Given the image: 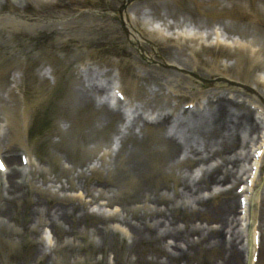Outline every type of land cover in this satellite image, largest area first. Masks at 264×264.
Wrapping results in <instances>:
<instances>
[{
	"label": "bare ground",
	"instance_id": "obj_1",
	"mask_svg": "<svg viewBox=\"0 0 264 264\" xmlns=\"http://www.w3.org/2000/svg\"><path fill=\"white\" fill-rule=\"evenodd\" d=\"M77 2L0 0V33L13 35L10 59L20 71L12 80L15 89L25 98L22 87L27 83V67L20 60L30 65L40 58L47 61L50 69L45 74L53 77L50 83L44 69L37 72L32 85L35 95L25 98L20 116L13 105L11 110L0 109V154L8 163L7 172L0 173L1 232L15 237V242L27 241L36 264H55L60 251L67 256L83 254L84 243L105 253L115 251L122 242H126L125 258L136 264H144L148 257L146 264H153L154 256L155 264H254L253 256L264 249V154L255 159L256 152L264 150V90L259 93L256 89H264V76L254 77L250 71L264 69L263 55L256 56L261 52L250 48L247 54L252 59L244 58L248 65L243 59L234 65L204 60L205 48L191 47L187 42L189 38L204 40V32L190 33L183 30L191 27L187 23L164 20L146 37L139 32L138 5L123 12L129 40L138 46L148 40L158 49L171 37L160 28L178 29L174 32L176 48L162 52L177 73L168 72L163 65L147 67L123 84L119 73L98 66L69 68L70 55L90 60V51H65L64 63L57 67L36 44L18 39L19 35L27 39L54 36L50 45L55 51L68 42L87 44L84 34L104 28L118 35L112 23L73 16ZM6 6L9 14L2 13ZM27 7H32L33 15L26 13ZM193 28L202 29L198 25ZM213 37L216 46H228V55L238 50L245 53L246 45L235 42L232 46L218 32ZM5 69L0 67V74ZM232 69L237 77L229 73ZM188 72L220 75L239 80L242 86H256L259 98L248 99L241 88L236 95L220 87L201 93L183 75ZM62 77H71L69 86L74 82L66 90L60 109L62 120L71 125L55 130L59 140L51 144L56 151L50 153L51 164L59 168L55 171L41 159L40 163L34 159L28 113L45 102ZM116 89L134 96L142 93L137 98L141 100L136 104L129 99L125 104L117 101L118 107L113 108L109 91ZM7 93L11 96L12 89ZM0 100L9 102L2 94ZM182 100L194 108H185ZM121 106L129 109V118L121 114ZM114 120L122 122L120 128L112 129L118 143L102 150ZM22 158L27 159L25 165ZM62 158L71 166L61 164ZM236 184L245 188L240 194L247 200L245 207L236 202ZM95 204L97 209L91 211ZM43 228L55 235L49 244L40 238Z\"/></svg>",
	"mask_w": 264,
	"mask_h": 264
},
{
	"label": "rangeland",
	"instance_id": "obj_2",
	"mask_svg": "<svg viewBox=\"0 0 264 264\" xmlns=\"http://www.w3.org/2000/svg\"><path fill=\"white\" fill-rule=\"evenodd\" d=\"M95 4L93 3H86L90 5V7H83L80 12H85L87 15L83 20L86 19H93L97 20V22H110L114 23L118 27V38L115 37L114 33L110 32L108 29H102L100 30V34L93 35L95 38H97L96 43H94V47L97 49L98 57H92L90 62L98 63L103 65L102 67H107L112 70H116V67H111L108 64V61H105L106 57H110L112 59H117L118 56L122 58L123 60L133 58L137 51L135 47L129 44L126 36V32L124 31L120 14L122 12V0H95ZM140 3V4H155L157 6V10L160 13V15L169 13L170 16L175 17L173 19H176L177 17L182 18L187 17L190 18L191 21H195L196 23H203L206 27H208V30L212 32L211 30L214 29L215 25H221L224 31L222 33L225 35V38H228L230 40L233 39H240L243 42H249L252 38L257 39L258 43L262 46L261 48L264 49V0H141L140 2H134ZM126 4V2H125ZM212 4H216L215 6H212ZM130 4H126V9H128ZM256 7V11H253L252 6ZM230 9H228V8ZM229 10L230 13L227 11ZM145 10H143V15L145 14ZM159 16H155L156 19H158ZM182 17V18H181ZM90 19V20H91ZM171 19V20H173ZM157 21V20H156ZM203 27V26H201ZM214 27V28H213ZM4 37H8L7 35H4ZM19 39H22V36H19ZM43 40H46V37L43 38ZM24 41V40H23ZM261 41V42H260ZM1 42V41H0ZM170 45V43H168ZM12 46L11 39L7 38V43L0 44V59L3 55L9 56V50ZM145 47V46H144ZM150 53L152 54L151 50L152 48H149L148 46L145 47ZM6 49V52H3V50ZM132 51V52H131ZM162 51H165L164 48H162ZM125 52L126 58L124 57L122 53ZM130 52V55L128 53ZM147 53V54H148ZM215 50H213L212 47H208L207 54L210 58L213 59L212 56L215 55ZM113 54H116L118 56H114ZM203 54V57L205 59L209 60V58ZM138 55V54H137ZM212 55V56H211ZM222 55H226L225 51L222 52ZM264 55V53H263ZM59 58L61 57V54L58 55ZM136 56V54H135ZM161 57L164 58V56L161 55ZM204 59V58H203ZM204 59V60H205ZM228 63L232 64L235 63L236 57L227 58ZM162 59L158 57V55H155L153 58L147 59L144 57H140V64H138L139 68H149L150 67H156L159 64H162ZM226 61V59H225ZM221 62H224L222 60ZM11 60H2L0 61V64L5 66H10ZM125 66L130 67V63L128 61H125ZM144 65H143V64ZM168 63V62H167ZM127 64V65H126ZM109 65V66H107ZM34 67L31 69V72H35L38 68H41L44 66L42 62L35 61ZM73 66H77V62L73 64ZM48 67V66H46ZM135 66L132 65L131 68H134ZM169 68V67H168ZM11 69V68H10ZM173 71V70H172ZM251 75L259 76L263 75L261 73L262 71L259 68H253L251 69ZM9 73V74H8ZM7 74H5L4 78L0 82V84H3L4 86H8L12 74L14 75V71H8ZM7 75V76H6ZM233 76H235L234 73H232ZM48 76V75H46ZM188 79L189 81L197 87V89H208L212 86H228V87H234L228 85V83H224L223 81H219L220 75H213L207 79V77H199L195 76V74L188 73ZM49 78V76H48ZM50 79V78H49ZM65 81L63 84H61V93L65 91V87L68 86V78H63ZM67 80V81H66ZM32 81L34 79L32 78ZM240 83L239 81H237ZM73 84V83H72ZM236 87V86H235ZM239 88V87H237ZM8 89V88H5ZM202 89V90H203ZM6 95V93H5ZM59 91L51 96L50 101H48L47 105H42L41 109L36 113V115L32 116V127L34 129L39 125V121L45 118L46 120H49L50 126L51 123L55 120L56 126L58 125H70V122L61 120L59 118L60 116V108H61V98ZM141 100V99H140ZM45 106V108H44ZM53 126H55L53 124ZM55 126V127H56ZM121 126V125H119ZM32 130H30L31 138L30 141L35 145V151L38 157L41 158V160L48 165L49 167H52L55 171H59L58 166L55 167L54 164H51L50 161V153L52 151H56L55 147H52L49 145V142H57L58 137L56 135H53L51 132V128L45 129L44 127H41V136L40 137H32ZM40 131V127L38 129ZM49 135V140L45 143L44 140ZM113 142H115L114 135L110 137ZM110 145H107V147H113V143H110ZM105 148L106 145H103ZM101 154V153H100ZM58 155H61L58 153ZM65 161L67 162L65 164ZM61 164H65L66 166H71L70 162L65 160L64 158L61 159ZM237 185L235 186V190L237 189ZM88 200V199H87ZM238 200V199H237ZM90 206V205H89ZM97 207L94 205L90 207V210L94 211ZM0 228V236L3 238L2 241H0V251L5 252L3 256V260L0 257V264H32L33 260L31 259V251L30 247L27 245L26 242L22 243L21 241L18 242V244H15L13 237L12 240L15 242H12L10 238H8L4 233L1 232ZM120 236L123 238L122 233H119ZM40 238H44L46 241L50 239L49 230L46 228H43L41 230V236ZM91 239V237L87 238ZM15 240H17L15 238ZM120 245V244H119ZM115 251L108 250L105 253H102L99 251V249L91 248L90 246L87 247V244H83V254H80L78 256H67V253L65 251H60L58 253V259L55 261V264H125L127 261H129V264H136L135 261H130V259H126L125 256L127 255L126 250V242H122L120 246L115 247ZM80 249V248H78ZM148 255L145 256V259ZM259 264H264V249L262 250V253L259 258ZM149 260V257H148ZM147 260V261H148ZM144 264H146V262ZM153 264H155V256L152 257ZM200 264H203V261L199 262ZM197 263V264H199ZM152 264V263H147ZM196 264V263H194Z\"/></svg>",
	"mask_w": 264,
	"mask_h": 264
},
{
	"label": "snow or ice",
	"instance_id": "obj_3",
	"mask_svg": "<svg viewBox=\"0 0 264 264\" xmlns=\"http://www.w3.org/2000/svg\"><path fill=\"white\" fill-rule=\"evenodd\" d=\"M0 167H4V165L2 164V162H0ZM241 191H242V189H241Z\"/></svg>",
	"mask_w": 264,
	"mask_h": 264
}]
</instances>
